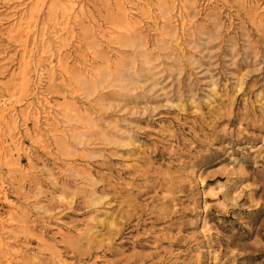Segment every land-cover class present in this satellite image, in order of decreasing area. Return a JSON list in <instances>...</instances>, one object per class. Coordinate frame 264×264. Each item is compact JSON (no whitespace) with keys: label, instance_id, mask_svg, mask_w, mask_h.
<instances>
[{"label":"rangeland","instance_id":"374dc122","mask_svg":"<svg viewBox=\"0 0 264 264\" xmlns=\"http://www.w3.org/2000/svg\"><path fill=\"white\" fill-rule=\"evenodd\" d=\"M28 1L0 7V107L38 103L63 134L0 131L12 263L264 264V0H60L82 11L57 58L26 43L23 89Z\"/></svg>","mask_w":264,"mask_h":264},{"label":"bare ground","instance_id":"6f19581e","mask_svg":"<svg viewBox=\"0 0 264 264\" xmlns=\"http://www.w3.org/2000/svg\"><path fill=\"white\" fill-rule=\"evenodd\" d=\"M4 1V2H3ZM11 0H2L1 6H7ZM75 2H69V5L62 6L60 0H29L23 7V11L14 13L13 25L9 28L8 33L13 36H16V39L24 38L21 55L18 60V75L21 80V88L25 89L27 82L30 78V72L28 67L30 65L32 50H28V45L31 42L32 47H35L38 50L40 55H46L49 53L48 58H57L59 56L60 49L64 47L63 35L69 33L71 25L76 21L77 14L82 11V5L76 4ZM76 6V7H75ZM46 9L45 21H39L40 16L43 11ZM123 24L129 29H135L139 24L133 17L126 16L123 21ZM51 38L55 40L56 45H53L56 48L49 47L48 42L51 41ZM39 43V47L36 43ZM28 43V45L26 44ZM58 44V45H57ZM59 61V60H57ZM50 68H53V61H49ZM60 66V65H58ZM38 65L35 71L38 73ZM38 103H27L25 108L19 114L16 112L14 106L3 105L0 107V131L2 128L7 130L14 129L17 126L19 121H22L23 124H27L29 118L34 119V123L37 124L35 132L41 129L40 121L43 119L46 121V126L52 125L54 132H58L60 135L63 134L61 125L56 121V116L49 114V111L46 110V107L37 106ZM44 109V110H43ZM75 110V109H73ZM86 118L91 121L92 118L90 114L86 115ZM2 135V134H1ZM0 135V159L4 161L6 165L9 166V172L15 173L18 169L19 161L17 159L18 152L20 150L19 141L14 139L16 135L11 136L10 140H6ZM0 181V195L4 201L9 202L8 194L3 189ZM8 224L9 220H2L0 216V225ZM3 229V228H2ZM14 247L9 245L6 240L0 236V255L3 257H8V263L13 264L12 261L15 259ZM60 264H63L62 262Z\"/></svg>","mask_w":264,"mask_h":264}]
</instances>
